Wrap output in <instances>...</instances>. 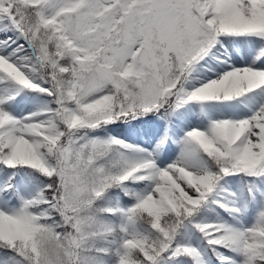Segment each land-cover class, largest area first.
<instances>
[{"label": "rangeland", "instance_id": "obj_1", "mask_svg": "<svg viewBox=\"0 0 264 264\" xmlns=\"http://www.w3.org/2000/svg\"><path fill=\"white\" fill-rule=\"evenodd\" d=\"M251 1L255 0H247ZM256 1L260 2L250 8L246 0H6L7 5L0 8V16L7 21L6 24L0 21V52L5 54L0 71L6 72H0V120L3 119L0 133L25 162L35 159L39 163L40 147L52 160L51 165L40 168L58 178L57 191L47 200L50 207L58 208L68 225L62 237L44 228L40 231L35 238L38 252L30 255L35 259L34 264H75L72 242L84 247L86 236L81 228L91 226L84 223L93 218L77 215L69 220L63 209H73L75 214L91 212V202H100L104 171L92 172L93 178L101 179L89 188L82 181V172L88 168L96 150L111 141L120 158L131 167L132 174L145 180L141 194H135L132 200L139 204V210H153L166 204L173 192L192 199L204 197L195 218L185 223L182 232L166 233L167 242L162 240L155 256L147 253L140 237L137 217H132L131 212L135 207L129 202L124 206L117 200L115 206L122 212L116 222L123 232L117 253L119 262L131 264L126 254L127 248L133 247L150 264L152 260L157 264H172L174 258L181 264H192L184 248L187 252L198 250L194 259L197 264L247 262L248 250L244 253L242 247L259 241L258 230L264 231V165L255 167L264 156V130L257 129L250 138L242 132L235 133L233 124L222 123L230 115L248 114L241 102H231V99L217 103L202 98L200 104L192 105L191 113L188 110L185 113L184 108L193 103L190 88L195 85L201 88L217 76L235 71L250 73L255 80L264 76V0ZM127 6L129 9L121 14ZM15 10H20L25 17L19 20L21 24L17 23L19 30H14L11 24ZM27 10V14L31 10L40 12L46 22H54L59 26V34L42 33L43 27L37 19H34L36 25L30 26V16L25 15ZM22 24L35 37L33 47L28 46L26 51L20 49L27 43ZM141 40L153 54H173L174 49L180 56L185 77L177 89L174 86L165 96L159 90L148 55L140 49ZM240 42L255 44L254 54L261 49L262 61L250 64L246 61L248 56L238 60L239 52L234 46ZM224 51L235 55L233 65L219 62ZM198 53L202 56L197 57ZM177 73L175 69L171 75L176 77ZM113 83L120 88L114 89ZM43 89L46 93H42ZM18 92L26 94L15 101L13 96ZM117 94L131 114L110 120L113 111H109V104ZM55 95L69 103L64 110L48 109ZM171 97L174 104L159 112L160 104L167 103ZM254 97L264 98V90ZM78 107L93 112L82 116L85 127H58L56 131L61 133L50 137V130L55 122L63 121V116L73 120L80 115ZM197 109L201 116L193 121ZM146 112H151L147 116L148 127L139 132L129 131L131 138L128 133L125 135L128 132L125 126L133 116ZM261 113L251 125L264 122V111ZM166 121L172 131L168 140L164 135ZM60 146L63 158L54 150ZM200 148L224 154L228 171L219 179L209 178L211 174L200 163L202 154L196 157ZM214 181L213 191L206 195V187ZM28 197L40 199L42 195L31 191ZM216 201H224L226 207L219 209ZM24 205L22 201L0 202L5 222L10 223ZM33 209L45 215L42 208L36 206L30 210ZM218 230L231 232L236 238L232 252L212 247L219 260L212 256L202 237L203 233ZM17 253L28 255L0 248V264H10ZM21 263L18 259L13 262Z\"/></svg>", "mask_w": 264, "mask_h": 264}, {"label": "trees", "instance_id": "obj_2", "mask_svg": "<svg viewBox=\"0 0 264 264\" xmlns=\"http://www.w3.org/2000/svg\"><path fill=\"white\" fill-rule=\"evenodd\" d=\"M37 17V16H36ZM39 19V17H37ZM40 20V19H39ZM52 30L51 25H47ZM53 31V30H52ZM172 65V61L169 59L168 70ZM64 78H66L64 76ZM66 98L69 96L65 95ZM64 103H68L65 98H61ZM109 109L113 111L112 117L119 119L123 113L119 110V106L114 103L109 105ZM78 121L82 122L80 116ZM76 121L75 123H78ZM136 127H139L137 120H133ZM83 124V123H82ZM55 135L61 133V130H55ZM41 161L36 164V160L28 159L25 169L27 177L32 183H37L41 178L46 180L41 181L40 188L49 195L53 192L52 185L55 184L52 176H44V172L40 171L41 166L52 164V160L48 155L44 153V150L40 147ZM204 161L210 165H214L218 162V158L210 153L202 152ZM120 154L114 150L112 142L104 145L103 149H98L95 155L88 164V168L82 172V181L86 187H91L101 177V183L103 185L102 199L99 203L96 200L91 202V212H79L75 214L73 209H64L65 213L69 215L72 220L77 215L83 218L92 216L93 220L89 223L91 226L88 228H81L83 234L86 236L84 247L80 248L77 253L76 264H121L116 263L117 251L120 246L121 230L117 227V216L120 211L116 208L115 202L121 200L126 205V201H129L135 208H132V213L137 217V226L141 231V237L148 249V252L153 256L161 249V242L165 239L167 242L166 233H173V231L180 232L184 222L188 221L193 216L195 207L194 201L182 197L179 193L172 194L170 200L158 207L145 210L141 208L139 210V204L132 201L134 195H139L145 181L139 176H133L130 171V167L126 165L120 158ZM22 157L18 151L8 146L7 142L0 136V198L3 199L5 194L14 198L17 202L19 190L18 180L21 179L17 173ZM31 162V163H30ZM218 167L214 169H219ZM25 168V167H23ZM99 170L104 171V175L101 177L93 178L92 172ZM46 174V173H45ZM69 174L72 176L73 172L69 169ZM96 180V181H95ZM43 183V184H42ZM34 188V187H33ZM103 201V202H102ZM48 216L46 218L38 217L30 212V214H23L17 216L11 223L4 221L2 212L0 211V248L18 250L21 253L34 255L38 252V247L35 243L36 236L44 228L45 230H51L53 233L62 237L65 230H68V225L63 221V217L60 215L57 209L52 210L49 206ZM146 219H149L147 221ZM83 224V225H84ZM175 232V233H176ZM220 234H215L214 238H210L214 244L219 246L224 245L221 240ZM78 244V243H76ZM222 247V246H221ZM247 264H264V237H262L261 243L249 246L247 248ZM193 253V252H189ZM194 254V253H193ZM192 254V255H193ZM194 256V255H193ZM127 258L131 264H150L147 257L137 249L130 248L127 254ZM21 264H25L23 262ZM123 264V263H122ZM172 264H180V260H175Z\"/></svg>", "mask_w": 264, "mask_h": 264}, {"label": "bare ground", "instance_id": "obj_3", "mask_svg": "<svg viewBox=\"0 0 264 264\" xmlns=\"http://www.w3.org/2000/svg\"><path fill=\"white\" fill-rule=\"evenodd\" d=\"M256 2L260 1L255 0L247 2V6L251 8ZM247 44H249L251 48H248ZM247 44L246 42H240L238 43L239 46H234V49H237L239 52L237 59L243 60L248 56V59L246 61H248L250 64H259L262 61V56L260 55L262 52L261 49H259L256 54H254L257 46L250 42H247ZM234 57L235 55H231L229 52L224 51L223 55L219 57V62L223 64L233 65ZM263 81L264 76L259 77L257 80H255L250 73H242L238 71L217 76L214 81L207 83L201 88H197V85L190 88V95L193 97V103L187 104L184 108V112L186 113V110H188V112L191 113L190 110L192 105H195L194 103L200 104L199 101L202 98L215 100L217 103L231 100H233L231 102H241L243 104V109L245 108L248 111V114L240 117L238 113H236L234 117L230 115V118L223 120L222 123L228 122L230 124H233L232 126L235 127V133L242 132V134H247L249 135V137L252 135L254 137L257 129L264 130V122L259 121L260 123L258 122L255 125H251L253 120L259 114L261 115V112L264 111V98H262L261 100H256L254 97L255 94H257L261 90H264V85L262 84ZM194 113L195 114L193 116V121L199 119L201 116H198V109ZM201 132L204 135H208L205 130H202ZM258 168L259 165L257 166V169Z\"/></svg>", "mask_w": 264, "mask_h": 264}]
</instances>
